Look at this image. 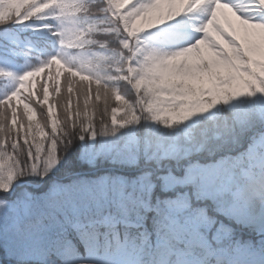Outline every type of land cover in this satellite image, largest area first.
<instances>
[{
	"label": "snow or ice",
	"instance_id": "1",
	"mask_svg": "<svg viewBox=\"0 0 264 264\" xmlns=\"http://www.w3.org/2000/svg\"><path fill=\"white\" fill-rule=\"evenodd\" d=\"M107 3L121 31L126 33L123 41L125 49L130 47L131 38L145 30L171 25L179 18L190 15L201 14L203 17L194 29L200 33L199 38L185 42L178 37V42L182 44L179 50L166 55L152 52L135 66L129 61L126 70L117 69L123 72L118 79L131 85L153 119L174 123L206 111L221 101L227 103L231 98L252 95L254 92L264 94V0H243L239 4H234L233 0H107ZM52 8L71 16L77 5L74 0H19L13 9L6 7V15L0 17V27L13 21L22 24ZM222 12L230 13L234 20L222 23ZM64 35L69 47L79 46L83 42L81 36L73 39L70 33ZM9 75L10 72L0 70V76ZM62 91L65 92L62 105L64 119L73 122L81 116L94 118L96 108L101 105L107 108L111 101H115L116 105H120L111 108V120L116 124L117 113L126 111L128 107L125 96L115 90L109 92L99 76L74 70L60 57L54 56L42 66L20 76L16 90L0 101V148L7 147L14 135L11 142L13 149L21 146L22 139V145L34 146L39 155L48 135L45 129L50 127L52 133L58 132L60 120L53 109L61 108L60 101L55 98L60 97ZM34 104H39L41 108L47 105L43 123L33 122ZM131 114L135 116L134 110ZM7 133L13 135L9 137ZM51 148L53 151L56 149L55 141ZM11 159L8 158L9 161ZM5 166L0 156V170ZM8 179H14L11 173ZM218 179L213 172L198 166L190 167L183 179L176 178L168 186L169 190H175L177 186L184 190L178 191L175 198L164 201L170 214L165 219L175 224L176 218L183 217L184 225L178 227L183 232L190 229L191 237L204 245L207 243L205 234L213 229L217 239L232 233V228L217 220L213 212L241 222L239 217L230 214L219 204ZM0 190L6 192L8 186L0 183ZM205 201H212L217 206L209 209L204 205ZM100 226L114 228L115 224L103 218L87 225H70L75 230L76 238L69 237L64 249L68 264H89L85 257L92 255L93 245L100 236ZM249 226L264 231V222ZM116 245L120 247L118 239ZM245 255L252 257L254 254L245 249ZM9 258L13 264H18L15 250H9Z\"/></svg>",
	"mask_w": 264,
	"mask_h": 264
},
{
	"label": "rangeland",
	"instance_id": "2",
	"mask_svg": "<svg viewBox=\"0 0 264 264\" xmlns=\"http://www.w3.org/2000/svg\"><path fill=\"white\" fill-rule=\"evenodd\" d=\"M143 2V0H141ZM243 0H233L234 4H239ZM57 9V8H56ZM60 24L57 28L58 35L60 38L59 48L57 53H61L68 59L78 62L80 59L87 57L85 53H77L73 47L67 46V40L65 39V33H70L74 39V35L78 33L79 26L70 16H65L62 13L59 14ZM203 19L201 14L190 15L186 17L179 18L177 22H172L171 29L161 32L159 35H153L151 30H145L137 34L136 49H135V59L137 58L141 62L146 54L156 52L160 55L171 54L174 51L179 50L182 46L178 42V37L187 42L188 40L194 41L199 38L200 33L195 32L194 29L199 25ZM221 22L224 23L225 20H234L231 17L230 13L222 12L220 15ZM186 22L188 24L186 25ZM187 27L186 31L182 29ZM63 41V43H62ZM30 44V43H28ZM29 49V48H27ZM35 48H31L30 51L26 53L24 62L21 64H13L12 62L3 60L0 58V67L5 70H10L15 73L16 76L28 68H35L33 64L37 63V66L40 67V53H34ZM17 82H14L12 87H16ZM257 95L259 98V103L263 104V94L254 92L252 95H243L235 98H231L227 103L221 101L226 110L232 111L237 108L239 103L246 97L253 98ZM140 104L143 109L140 111H145V103L140 101ZM102 106V105H101ZM100 106V107H101ZM103 107V108H102ZM104 112H106L111 117V109L108 105L107 108L102 106ZM95 111V115H98V112ZM128 111L123 110L120 113H117V123L114 124L117 127H123L128 124L131 120V117L126 114ZM144 118H150L149 123L155 125V128L159 129L161 127L173 128L175 130H180L184 133L185 136H188L191 130L197 123L202 120H217L221 117L222 109L220 107V102L216 103L213 107L209 108L203 112H197L190 116L189 118L174 123H167L162 120L153 119V116L150 112L145 111ZM179 135V134H178ZM177 135V136H178ZM177 136H171L170 140L167 137V134L164 135V139H167V143L164 145L167 152H174L179 148V143L177 142ZM156 141L159 142V138H156ZM113 144L112 143H101L98 142L95 144L89 145L84 154L87 157L96 156V155H105L112 154ZM132 152H125V156L128 157L126 162L131 158ZM109 156V155H108ZM127 165V164H126ZM193 166V165H192ZM190 166V167H192ZM200 169L207 170L217 174L219 177L217 183L220 185V190L217 195V200L219 204L224 207V209L232 215H235L240 218V223L244 227H248L252 230H257L249 226L251 223H261L264 222V133L256 138L255 141L248 148L246 153H241L238 155H230L228 158L221 160L214 164H197ZM189 167V168H190ZM188 169V168H187ZM186 174V172H185ZM181 174H175L174 172H169L166 175L161 176V186L162 189L168 190L171 192L177 193L180 191V186H177L175 190H169L168 186L171 185L174 179L179 178L183 179L185 176ZM105 180L103 177L99 178L97 181L100 185H97L96 189L98 191L97 196L100 199V194L102 193ZM156 178L152 176L151 173H146L140 175L138 178L128 181L123 176H120L116 180L115 187L132 188L137 191H146L151 189L153 186L157 187ZM20 182H16L15 185H20ZM159 184V183H158ZM115 185V184H114ZM113 185V186H114ZM191 190L190 188L188 189ZM64 191L67 194H70L72 200H79L81 203L84 198L80 195L81 191L78 186L69 185L67 187L60 188L54 186L52 191L45 196H34L26 194L22 201L19 203H11L8 201L0 200V234H8L12 237L9 245L7 247V254L9 255V250H15L17 257L26 256L33 257L38 253L39 248L45 242V234L52 227H44L41 231L28 230L24 231L27 226L26 221L30 220V217L36 214L37 211L43 210H57L56 207L59 205L56 202L58 193ZM123 193H116V201L125 206L123 202ZM175 198V197H172ZM170 199V198H169ZM74 200V207H76L77 202ZM38 206L42 208H38ZM147 208V204L143 205ZM86 209V206L74 208V213L78 214L80 211ZM166 215H169L167 213ZM230 220V219H229ZM176 223L173 224L170 219L164 218L165 229L167 230L166 237L160 245H164L163 251H167L168 254L174 255V262L171 263L170 260H164V264H264V247L253 246L251 243L244 244L243 242L236 244L232 248H225L219 251H213L210 248L209 235L211 232H207L206 245L202 244L199 240H194L190 233L181 231L179 226L184 225V218H176ZM236 222L235 220H230ZM118 222V221H117ZM120 223H125L123 220H120ZM129 224V223H126ZM203 233L204 230L201 229ZM264 232V231H262ZM223 237V236H222ZM142 239H145V234H143ZM177 241L186 246L195 247L196 252H187L182 248L174 251L169 246V243L172 241ZM145 241V240H144ZM245 249L253 253L252 257L245 255ZM199 251H202L201 254ZM40 254V253H39ZM38 254V255H39ZM94 262H102V264H135V261L131 257L125 255V251L110 252L107 256L101 255V252L92 254L88 259ZM207 261V262H206ZM163 263V262H162ZM161 263V264H162Z\"/></svg>",
	"mask_w": 264,
	"mask_h": 264
},
{
	"label": "trees",
	"instance_id": "3",
	"mask_svg": "<svg viewBox=\"0 0 264 264\" xmlns=\"http://www.w3.org/2000/svg\"><path fill=\"white\" fill-rule=\"evenodd\" d=\"M79 2V0H76ZM87 1V0H85ZM101 0H98L97 3H100ZM19 3V0H4L0 6V17L6 15V7L11 10L15 5ZM102 3H105L103 0ZM50 13L47 10L45 13L32 17L30 20L18 24L15 21L7 24L4 27H0V55L6 58L14 59L17 58L20 54V51L16 44L11 40L10 35H15L20 39L32 38L37 40V38L43 32L46 36L50 33L51 30V21L49 19ZM95 21H96V17ZM88 20H86L84 24L85 31H90V26L97 30L98 36L100 38H108L114 36L117 38L116 30L113 26H110L105 21V17L100 16L97 18V21L90 22L88 25ZM121 37V36H120ZM120 48H111L107 44L104 39H101L96 47L94 48V53L91 57L92 64L94 68L93 75L99 76L101 79L102 85L110 91L116 90L120 93L123 92L127 88V83L118 79V76L115 75V72L112 70L114 67L119 66V60L121 58V54L128 56L130 53V47L125 49L123 47V41H119L117 38ZM70 67L74 70L79 69L75 65L70 64L68 61L64 60ZM54 69L53 71L55 70ZM10 78L9 76H0V96L1 90L3 86L8 84ZM79 80V77H77ZM61 83L63 84V77L61 79ZM38 88V85H35ZM12 94V91L9 92V95ZM65 96V92L62 91L60 97H56L55 99L59 100L61 103V108H54L53 111L56 112L59 117V125L58 132L52 133L50 127H47L45 130L48 133L47 138L44 141L43 150L39 155L36 153V149L34 146L22 145L23 140L20 139L21 146L13 149L11 147V142L15 138L12 133H7L9 137L13 135V137L9 140V144L7 147L0 148V156H2L3 160L6 163V166L3 170H0V183L9 184V173H11L14 177V181L20 182H30L34 184H41L45 182L42 190H33L28 189L29 191L41 194L46 193L48 191V187L50 182L54 181L52 178L45 179L47 174H54L55 176L63 177L66 173L72 174L77 171H87L94 167V164L91 165L84 158H81V154H84V150L91 145L102 141H114L120 135L121 140H127L131 144H133L135 150L139 153V157L144 155L145 152H148L152 149V143L149 142L145 136L141 137V135H137V129H133V133L130 131L122 132L119 130L116 131L111 127V123L109 121V115L103 111L101 107L95 109L98 112V115H95L94 118H89L85 116H81L75 122L71 120H65L62 110L63 105V97ZM6 99V98H4ZM0 99V101L4 100ZM53 97L50 96V100ZM16 103V102H14ZM82 103V102H81ZM248 102H246L245 106H247ZM35 109V114L33 116V122H41L43 123L46 119L47 115V105L44 108H41L39 104L33 105ZM253 109L257 108L255 103L253 105H248ZM246 108V107H245ZM242 110V109H241ZM240 110V111H241ZM22 111V104H21ZM89 111H93V109H89ZM96 112V113H97ZM243 111L238 116L237 114H232V111H228L224 108L222 117L216 121V125L214 129H210L209 131H213L212 133H216L217 136L224 135V130L229 129L231 134L228 137L227 144L232 146L236 144L240 140V130L238 126V122L243 115ZM11 121V117L9 114V123ZM257 126H260L262 123L258 122L257 119L252 120ZM138 127V123L136 125ZM212 136V134H211ZM215 138L212 136V139ZM55 141L56 149L53 151L51 148L52 142ZM31 152V155H29ZM12 159L9 161L8 158ZM97 159V158H96ZM95 159V162H96ZM99 162L96 163L97 167H103V165L107 166L111 164V161L103 158L98 159ZM111 173H114L113 171ZM66 182H69L68 180ZM10 189V188H9ZM8 189V190H9ZM24 189L21 188L17 191L16 195L12 198L6 196V192L0 190V194L4 195L1 197L6 200H15L18 198ZM7 190V191H8ZM110 201L114 200V197H109ZM105 207H103L104 209ZM96 213H94L91 217H99L107 211L105 208L103 211L94 209ZM101 213V214H99ZM88 216V215H87ZM87 216L77 217L79 220H86ZM60 224L63 226H67V230L63 232L60 241L57 243V246L51 249V257L49 259L42 260H34V261H26V260H18L20 264H68L64 261V249L69 243V237L75 239V231L70 227L71 221L64 217H60ZM120 229L112 228L105 229L103 227H99L98 231L100 233L99 237H102L104 234L109 238H114ZM122 234H126L124 229L120 230ZM99 242L102 243V240L98 239ZM60 252V254L58 253ZM83 252V249H81ZM0 257L3 258V264H13V262L9 259H6L3 256V250L0 249Z\"/></svg>",
	"mask_w": 264,
	"mask_h": 264
},
{
	"label": "clouds",
	"instance_id": "4",
	"mask_svg": "<svg viewBox=\"0 0 264 264\" xmlns=\"http://www.w3.org/2000/svg\"><path fill=\"white\" fill-rule=\"evenodd\" d=\"M228 134V130H224V135ZM201 142L205 144H211L212 143V136L208 134H202L201 136ZM215 147H221V145H216Z\"/></svg>",
	"mask_w": 264,
	"mask_h": 264
}]
</instances>
